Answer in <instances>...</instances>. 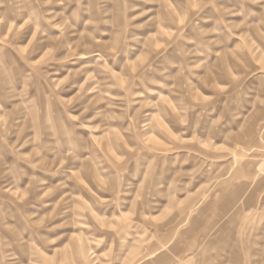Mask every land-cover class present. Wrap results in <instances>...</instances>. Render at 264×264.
Returning a JSON list of instances; mask_svg holds the SVG:
<instances>
[{
	"label": "rangeland",
	"instance_id": "rangeland-1",
	"mask_svg": "<svg viewBox=\"0 0 264 264\" xmlns=\"http://www.w3.org/2000/svg\"><path fill=\"white\" fill-rule=\"evenodd\" d=\"M0 264H264V0H0Z\"/></svg>",
	"mask_w": 264,
	"mask_h": 264
}]
</instances>
